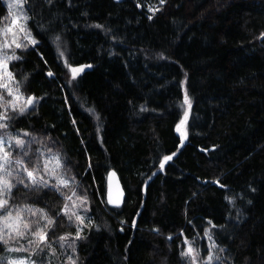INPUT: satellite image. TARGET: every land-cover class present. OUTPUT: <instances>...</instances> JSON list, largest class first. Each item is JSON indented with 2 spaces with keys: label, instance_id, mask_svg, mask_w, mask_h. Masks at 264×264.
I'll return each instance as SVG.
<instances>
[{
  "label": "trees",
  "instance_id": "1",
  "mask_svg": "<svg viewBox=\"0 0 264 264\" xmlns=\"http://www.w3.org/2000/svg\"><path fill=\"white\" fill-rule=\"evenodd\" d=\"M5 1L0 27L11 22ZM25 5L35 43L8 50L9 70L37 104L20 114L0 89V117H10L0 134L25 139L26 160L58 156L71 181L12 189L10 205L55 221L41 247L73 242L75 264H194L189 248L202 263L212 248L213 264H264V0ZM72 68L82 71L73 78ZM112 174L120 207L108 201ZM7 252L0 242V258Z\"/></svg>",
  "mask_w": 264,
  "mask_h": 264
},
{
  "label": "snow or ice",
  "instance_id": "2",
  "mask_svg": "<svg viewBox=\"0 0 264 264\" xmlns=\"http://www.w3.org/2000/svg\"><path fill=\"white\" fill-rule=\"evenodd\" d=\"M25 0H13V2L8 4V8L10 10H18L19 14L16 18V20L13 21L14 24H18V21L20 17L22 16L24 20L26 21L29 17L27 16V13L23 9V4ZM163 2V0H161ZM151 10V9H150ZM96 27H100V25H96ZM25 28L23 25H20V31H24ZM59 39V37H57ZM15 42V41H13ZM35 43V41H32ZM20 44H16V47H20ZM2 63V62H0ZM90 67V66H89ZM73 78L76 77V75L82 71V69L79 68H72L71 69ZM9 78H11V73H7ZM51 75V73H49ZM3 87L7 88V85H2ZM9 95H12L11 90H9ZM16 99H19V96H16ZM33 98H29L26 101L27 105H31L34 101ZM185 103L189 104L190 101L188 99L187 93H185ZM13 110H15V106H13ZM20 114H23L25 111L24 107L20 108ZM0 119H10L8 116L0 117ZM183 123V122H182ZM8 125L6 123H0V129H6ZM30 133L24 132L23 136H29ZM7 145V147H5ZM14 148H19L24 155L18 156L15 159L12 157V150ZM29 147L28 142L23 139L20 135L17 136H11L7 135V138L4 136H0V221H3V227H0V242H3L7 244V241L4 240V236L7 235L9 238H11L12 233H15L17 237H24L27 232H31L33 236H35L37 239L35 241L30 240V244H35L36 248H38L40 251H43V248L41 247L42 244H45L48 242V236L45 229L53 225L55 221L48 216L47 213H45L42 209H33L31 207L27 208V211L31 213L32 215H36L37 212L41 213V216L44 220L47 221L46 225L43 227L40 226L39 221L31 222V221H25L23 218V212L24 209L19 208L18 206H12L9 204V201L12 197V189L16 187L17 184H23L26 188H42V187H48L49 182L47 179H45V176H49L51 178H54L57 180V184L52 185V187L56 191H60V186L68 187V181L66 179H63L62 176L57 175L56 169L62 167V164L60 162V159L58 156L52 157L51 159L44 160L43 164L40 163V157L37 156L36 160L28 159L26 160L25 157L29 156ZM170 156L164 157V160H170ZM55 164V167H52V164ZM163 167V165H161ZM23 173V175L21 174ZM15 181V182H13ZM63 194V193H61ZM75 195V193H73ZM68 199H71V197H68ZM67 205L64 206L65 208V214H67ZM15 213V215H14ZM72 215H75L76 219L80 221V223H83V218L79 215L73 213ZM69 219H71V216H69ZM36 223L37 228L35 231H32L31 224ZM22 226V227H21ZM77 239H80V231L78 229ZM61 240H65L66 237H61ZM19 248H9V251H20ZM75 251V249H73ZM36 254V251H33V255ZM184 256H191L193 261L195 260V255L193 254V249L189 248L187 252L182 253ZM4 261H6V264H36L35 261H25L23 259H8V258H0ZM212 259L211 256H209V261ZM71 264H75V261L73 260Z\"/></svg>",
  "mask_w": 264,
  "mask_h": 264
},
{
  "label": "rangeland",
  "instance_id": "3",
  "mask_svg": "<svg viewBox=\"0 0 264 264\" xmlns=\"http://www.w3.org/2000/svg\"><path fill=\"white\" fill-rule=\"evenodd\" d=\"M11 2H13V0H6L4 2L8 11L10 12L11 22L9 23V25H7L5 27H0V62H2V63H0V89H4L8 93H9V90H11L12 97H13V106H15V108L20 110L21 107H24L25 111H30V110L34 109L35 105L37 104V101L34 100L31 105H27L26 101L28 99L25 98L24 96H22L21 93L18 90H16L12 84V79H13L12 74H11V78H9V76L7 75V73H10L9 62L12 60V57H10L8 55V50H10V49L15 50V49L19 48V47H16V44L18 43L21 45V43L23 41L29 40L32 42V40L28 37L27 30H26V26H27V22H28L29 18L25 21L24 18L21 16L19 21H18V24H14L13 21L16 20L19 12H18V10H10L8 8V4ZM23 9L26 12L25 2L23 4ZM20 25L24 26V28H25L24 31H20ZM13 41H15V42H13ZM5 84L7 85V88L2 86ZM17 95L19 96L18 100L16 99ZM0 136H2V135L0 134ZM5 147H7V145H5ZM55 156L56 155L51 154L49 152H46L44 154L45 160L51 159L52 157H55ZM51 166L55 167V164L53 163ZM56 172H57V175L62 176L63 179H66L68 181V185L71 184V181L68 180L63 175V173L61 171V167L56 169ZM49 178H50V180H54L57 183L56 179L51 178V177H49ZM80 207H81V205L80 206L77 205L75 207V213L83 218L82 224L80 223V221H78V227H79V231L81 233L82 229H83V225L86 222L85 219L87 217ZM29 214L30 213L27 211V209H25L23 212V218L25 221H29V219L31 218L29 216ZM14 215H15V213H14ZM3 226H4L3 221H0V227H3ZM36 239L37 238L35 236H33L31 232H27L26 235L22 238L17 237L15 233H12L11 238H9L7 235H5L4 240L7 241L6 245L8 246V252H7V255L5 258L23 259V260L29 261V262L35 261L36 264H64L66 261H69V262L72 261L73 256L75 254L74 250L71 247V244H73V242L72 243L69 242L66 244L60 243L59 249L47 248V250H46L45 248H43L45 252L37 249L38 250L37 253L35 255H33V252L30 251L32 244H30L29 241L30 240L35 241ZM76 241H77V239H76ZM9 248H19L21 250L20 251H9ZM209 256L212 257V259L210 261H209ZM217 260H218L217 254L214 253L212 248H210V253L207 256V258L204 260L203 263L200 262L198 256L195 257V260L193 262H194V264H213ZM67 264H68V262H67Z\"/></svg>",
  "mask_w": 264,
  "mask_h": 264
},
{
  "label": "water",
  "instance_id": "4",
  "mask_svg": "<svg viewBox=\"0 0 264 264\" xmlns=\"http://www.w3.org/2000/svg\"><path fill=\"white\" fill-rule=\"evenodd\" d=\"M121 1V0H117ZM185 139L181 145V148L184 147ZM168 161H165L162 167V170L164 169V166L167 164ZM126 193L124 190V187L122 185V182L120 178L116 174H112L109 177L108 180V200L110 203L116 206H122L125 202Z\"/></svg>",
  "mask_w": 264,
  "mask_h": 264
}]
</instances>
